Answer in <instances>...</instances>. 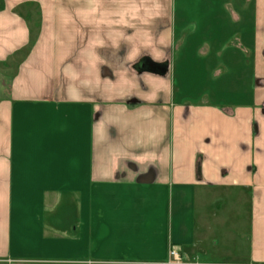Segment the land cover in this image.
I'll use <instances>...</instances> for the list:
<instances>
[{
  "label": "crops",
  "instance_id": "1",
  "mask_svg": "<svg viewBox=\"0 0 264 264\" xmlns=\"http://www.w3.org/2000/svg\"><path fill=\"white\" fill-rule=\"evenodd\" d=\"M172 244L264 264V0H0V264Z\"/></svg>",
  "mask_w": 264,
  "mask_h": 264
},
{
  "label": "built area",
  "instance_id": "2",
  "mask_svg": "<svg viewBox=\"0 0 264 264\" xmlns=\"http://www.w3.org/2000/svg\"><path fill=\"white\" fill-rule=\"evenodd\" d=\"M158 264H200L196 260L187 259L179 245L172 244L169 248L168 257Z\"/></svg>",
  "mask_w": 264,
  "mask_h": 264
},
{
  "label": "rangeland",
  "instance_id": "3",
  "mask_svg": "<svg viewBox=\"0 0 264 264\" xmlns=\"http://www.w3.org/2000/svg\"><path fill=\"white\" fill-rule=\"evenodd\" d=\"M10 76V75H9ZM8 76V77H9ZM8 80V82H9V79H7ZM200 260H202V259H200ZM205 260V259H204ZM208 262H219L218 261V258L217 257H215V258H213V257H211V258H209V259H206Z\"/></svg>",
  "mask_w": 264,
  "mask_h": 264
}]
</instances>
